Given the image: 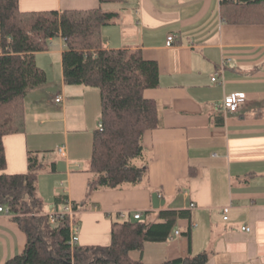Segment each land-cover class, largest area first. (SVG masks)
<instances>
[{
	"label": "crops",
	"instance_id": "obj_1",
	"mask_svg": "<svg viewBox=\"0 0 264 264\" xmlns=\"http://www.w3.org/2000/svg\"><path fill=\"white\" fill-rule=\"evenodd\" d=\"M17 1L27 11L98 4V0ZM103 7L118 12L101 28L104 45L139 49L158 65V85L143 92L155 100L159 118V125L145 130L142 139L145 179L86 195L99 90L64 82L61 37L57 42L50 39L48 49L36 53V61L42 56L46 80L25 95L24 130L2 137L6 159L2 172H26L28 150L44 151L41 163L53 161L55 168L39 172L38 189L45 176L57 181L59 190L53 189L52 203L42 211L55 206L58 194L85 201L76 214L80 244H87L82 236L87 212L99 219L108 216L107 226L119 219L113 217L119 211L127 212L123 218L134 212L151 218L162 209H182L188 216L176 221L168 239L145 242L130 256L154 264L206 250L204 264H264V23L224 20L220 0H124ZM168 34L173 35L170 45ZM231 92L246 96L235 112L220 106ZM58 95L60 100L55 101ZM61 145L63 155L57 150ZM11 215L0 212V263L25 244V233ZM103 239V244L109 243L110 231Z\"/></svg>",
	"mask_w": 264,
	"mask_h": 264
},
{
	"label": "trees",
	"instance_id": "obj_2",
	"mask_svg": "<svg viewBox=\"0 0 264 264\" xmlns=\"http://www.w3.org/2000/svg\"><path fill=\"white\" fill-rule=\"evenodd\" d=\"M124 0H98L90 8L22 10L17 0H0V205L25 233L21 252L0 264H144L130 256L145 242L169 238L182 209H162L153 217L115 219L108 244H69V223L61 217L54 223L41 214L43 201L37 193L41 168L54 170L53 161L41 163L44 151L28 150L27 171L2 172L6 166L2 137L24 130L25 95L46 80V71L36 53L48 49L50 39L61 37L63 80L98 88L101 128L92 133L86 195L100 188H121L141 183L147 174L142 161L145 130L159 125L155 100L144 96L159 83L155 60L139 49L106 47L101 28L118 15L103 7ZM224 20L232 23H264V0H220ZM65 195L54 198V207ZM82 202H74L78 209ZM59 204V206H58ZM148 212L145 213V215ZM209 252L188 253L154 264H204Z\"/></svg>",
	"mask_w": 264,
	"mask_h": 264
},
{
	"label": "built area",
	"instance_id": "obj_3",
	"mask_svg": "<svg viewBox=\"0 0 264 264\" xmlns=\"http://www.w3.org/2000/svg\"><path fill=\"white\" fill-rule=\"evenodd\" d=\"M173 41V35L172 34H168L166 36V45H170ZM215 77H212L211 79L213 80ZM245 93L243 92H231V93H227L223 96L222 100H220V106L225 110V111H229V112H235L237 111L240 106L242 105V103L245 101ZM60 100V96H56L55 97V101H59ZM101 123L100 121L97 123V128H101ZM59 148H57L58 152L63 155L65 150H64V146H58ZM73 201L66 198L64 203H62V205L60 207H52L51 209H49L47 212H41V214L46 215L48 222L50 223H54L56 220H58L61 217H67L68 219V225H69V244L71 246H73L74 244L77 243L78 241V235H79V225L76 221V214L78 212V209H75L73 206ZM190 208L194 207V203H190L189 204ZM227 211H228V207L224 206L222 208V213H223V219L227 218ZM0 212L4 213V214H11V212L9 211L8 207L5 205H0ZM118 216L123 218L125 217L127 212L124 211H119L117 212ZM133 218H140L141 217V213L140 212H134L131 215ZM242 229L248 231L249 227L247 225H243ZM175 232L177 233V230H175Z\"/></svg>",
	"mask_w": 264,
	"mask_h": 264
},
{
	"label": "rangeland",
	"instance_id": "obj_4",
	"mask_svg": "<svg viewBox=\"0 0 264 264\" xmlns=\"http://www.w3.org/2000/svg\"><path fill=\"white\" fill-rule=\"evenodd\" d=\"M57 37L56 38H53V42H57ZM42 56L41 55H38L37 56V63L39 65L42 64ZM49 162V161H48ZM44 164V162H42ZM45 164H47V161L45 162ZM46 166V165H45ZM42 170V168H41ZM40 170V171H41ZM44 175H47V174H44ZM41 177H44L42 178L44 181L42 183V189H38V186H37V193L39 194L41 200L43 201V206L42 208H48L51 203H52V199L53 197L52 194H53V189L57 188V190H59L58 188V185H57V181L54 182L53 179L51 180H46L45 176H41ZM51 185V186H49ZM118 216V215H117ZM117 216H114V218H120L121 217H117ZM99 217V216H98ZM104 218L107 219V223L110 221V218L108 216H105L104 214L101 216V218H97L96 215L94 214H91V212H87L85 213V216H84V229H82V236L84 238V242L89 245H96V244H103L104 243V234H109V231H110V227L109 225L106 226L105 222H104ZM83 219V218H82ZM83 222V220H82ZM106 226V227H105ZM81 236V235H79ZM78 242V241H77ZM107 242V241H105Z\"/></svg>",
	"mask_w": 264,
	"mask_h": 264
}]
</instances>
